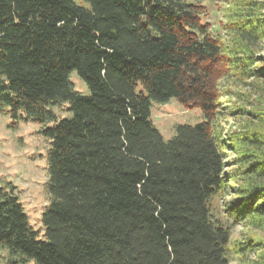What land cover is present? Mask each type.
Here are the masks:
<instances>
[{"label":"trees","instance_id":"16d2710c","mask_svg":"<svg viewBox=\"0 0 264 264\" xmlns=\"http://www.w3.org/2000/svg\"><path fill=\"white\" fill-rule=\"evenodd\" d=\"M228 3L225 40L199 2L0 0V113L12 127L56 120L39 131L43 239L13 186L0 187L7 264H264V113L229 133L220 124L222 109L243 110L222 80L264 83V4ZM171 98L204 119L164 140L150 104ZM63 102L70 115L57 118Z\"/></svg>","mask_w":264,"mask_h":264},{"label":"rangeland","instance_id":"374dc122","mask_svg":"<svg viewBox=\"0 0 264 264\" xmlns=\"http://www.w3.org/2000/svg\"><path fill=\"white\" fill-rule=\"evenodd\" d=\"M187 2H199L206 10V16L202 17L203 22L210 25L214 34H218L223 39L229 40L232 33L229 32L227 22L230 19L228 0H184ZM262 1L264 4V0ZM264 48V40L260 43ZM73 88L80 94H89L86 83L79 77L76 71L69 74ZM224 88L230 87L232 95L230 103L242 106L240 115H231L230 111L221 110L220 124L223 125V133H229L245 125L257 123L264 113V89L262 84H252L244 88L236 86L230 79L221 81ZM68 103L52 107L57 118L70 115L66 110ZM220 110V108H219ZM257 110H262L257 113ZM150 119L161 133L164 140H169L175 134V126L178 124L194 125L204 118L199 108H187L174 98L167 102L151 101ZM56 121V120H55ZM55 121L41 124L35 121L18 122L14 127L9 125L10 118L6 113H0V187L8 189L13 186V192L28 216V221L39 239L44 238V227L41 224V214L49 203V196L46 191L47 181V161L48 139L39 131L45 126H52ZM247 125V124H246ZM264 125V123L262 124ZM259 125L261 129H264ZM247 127V126H246ZM227 129V130H226ZM227 168L231 167L233 154L228 153L224 157ZM233 163V162H232ZM230 199V196L214 197L212 200L215 215L221 216L223 203ZM228 222V220H227ZM241 225H236L232 229V238L238 237ZM257 232V230H253ZM9 258L8 251L0 247V264H7ZM25 264H34L30 259ZM231 264H237V259L233 257Z\"/></svg>","mask_w":264,"mask_h":264}]
</instances>
